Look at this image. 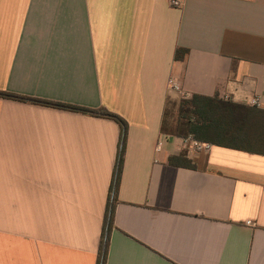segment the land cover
Instances as JSON below:
<instances>
[{
	"label": "crops",
	"instance_id": "crops-1",
	"mask_svg": "<svg viewBox=\"0 0 264 264\" xmlns=\"http://www.w3.org/2000/svg\"><path fill=\"white\" fill-rule=\"evenodd\" d=\"M0 91L127 122L106 264H264V153L161 130L176 98L264 111V0H0ZM119 139L0 98V264H97Z\"/></svg>",
	"mask_w": 264,
	"mask_h": 264
},
{
	"label": "trees",
	"instance_id": "trees-1",
	"mask_svg": "<svg viewBox=\"0 0 264 264\" xmlns=\"http://www.w3.org/2000/svg\"><path fill=\"white\" fill-rule=\"evenodd\" d=\"M187 51L179 50L175 57L182 59ZM1 99L36 104L60 110L107 118L115 121L120 128V139L116 164L110 186L109 200L106 208L102 237L97 264H106L110 232L114 222L115 194L121 177L123 156L126 146L128 124L119 115L104 108L89 109L85 107L42 100L15 93L0 91ZM162 121V133L182 139L192 137L195 141L217 146L240 149L249 152L264 153V111L250 108L215 98L195 95L191 99H182L177 118V128L171 132L167 130L166 113ZM184 127V128H183ZM182 160L181 158H179ZM176 159L174 160V162ZM173 162V161H172Z\"/></svg>",
	"mask_w": 264,
	"mask_h": 264
},
{
	"label": "rangeland",
	"instance_id": "rangeland-1",
	"mask_svg": "<svg viewBox=\"0 0 264 264\" xmlns=\"http://www.w3.org/2000/svg\"><path fill=\"white\" fill-rule=\"evenodd\" d=\"M182 98H176L174 100H170L168 104V111L166 113V124L168 127V133L173 132L177 128V118H178V110L181 103ZM184 128V127H183Z\"/></svg>",
	"mask_w": 264,
	"mask_h": 264
},
{
	"label": "built area",
	"instance_id": "built-area-1",
	"mask_svg": "<svg viewBox=\"0 0 264 264\" xmlns=\"http://www.w3.org/2000/svg\"><path fill=\"white\" fill-rule=\"evenodd\" d=\"M169 4L173 8H178V7L181 6L182 0H169ZM170 89H172L174 91H180V88H179L178 84L174 80H170ZM252 105L256 106V107H261L262 106L261 103L259 101H256V100L252 102ZM163 138H164V136H162V138L159 139L160 140L159 141V145H161V140ZM193 146H194V148H196L198 150H202V149L208 150L209 147H210L208 144L200 143V142H197V141L193 142Z\"/></svg>",
	"mask_w": 264,
	"mask_h": 264
}]
</instances>
